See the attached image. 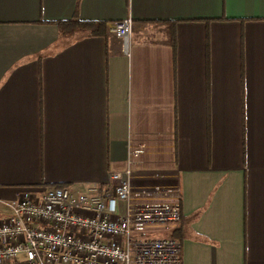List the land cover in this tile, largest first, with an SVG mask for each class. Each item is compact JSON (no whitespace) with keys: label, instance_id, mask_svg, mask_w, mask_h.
<instances>
[{"label":"crops","instance_id":"obj_1","mask_svg":"<svg viewBox=\"0 0 264 264\" xmlns=\"http://www.w3.org/2000/svg\"><path fill=\"white\" fill-rule=\"evenodd\" d=\"M75 17L105 36L62 34ZM130 144L178 177L182 264H264V0H0V221L105 185Z\"/></svg>","mask_w":264,"mask_h":264},{"label":"built area","instance_id":"obj_2","mask_svg":"<svg viewBox=\"0 0 264 264\" xmlns=\"http://www.w3.org/2000/svg\"><path fill=\"white\" fill-rule=\"evenodd\" d=\"M130 18L109 27L128 40ZM149 144H130L126 167L85 191L25 190L0 221V264H182L181 246L162 233L182 221L175 174L145 172ZM153 234V235H152Z\"/></svg>","mask_w":264,"mask_h":264},{"label":"trees","instance_id":"obj_3","mask_svg":"<svg viewBox=\"0 0 264 264\" xmlns=\"http://www.w3.org/2000/svg\"><path fill=\"white\" fill-rule=\"evenodd\" d=\"M58 27L60 29V32L62 34L72 35L75 32H78L79 34H86L90 36H105L106 34V24L103 22H91V21H80L75 17L73 20L69 22H62L58 24ZM63 187V186H60ZM177 230H174L173 234L172 232L167 237L172 238L179 242L177 239H175V232Z\"/></svg>","mask_w":264,"mask_h":264},{"label":"rangeland","instance_id":"obj_4","mask_svg":"<svg viewBox=\"0 0 264 264\" xmlns=\"http://www.w3.org/2000/svg\"><path fill=\"white\" fill-rule=\"evenodd\" d=\"M153 235V234H152Z\"/></svg>","mask_w":264,"mask_h":264}]
</instances>
